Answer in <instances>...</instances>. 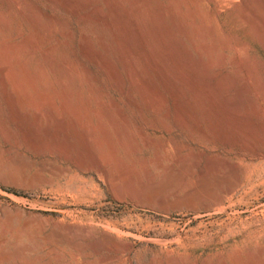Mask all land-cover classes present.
<instances>
[{"label": "rangeland", "instance_id": "rangeland-1", "mask_svg": "<svg viewBox=\"0 0 264 264\" xmlns=\"http://www.w3.org/2000/svg\"><path fill=\"white\" fill-rule=\"evenodd\" d=\"M0 264H264V0H0Z\"/></svg>", "mask_w": 264, "mask_h": 264}, {"label": "bare ground", "instance_id": "bare-ground-1", "mask_svg": "<svg viewBox=\"0 0 264 264\" xmlns=\"http://www.w3.org/2000/svg\"><path fill=\"white\" fill-rule=\"evenodd\" d=\"M225 2H227V1H225ZM220 3V2H219ZM221 4V3H220ZM227 4V3H226ZM137 78V77H136ZM55 150V149H54ZM127 251V250H126Z\"/></svg>", "mask_w": 264, "mask_h": 264}]
</instances>
